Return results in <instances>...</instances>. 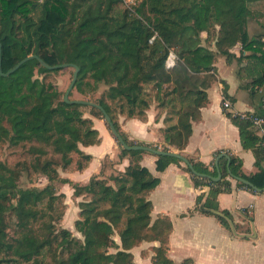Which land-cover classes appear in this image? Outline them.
Listing matches in <instances>:
<instances>
[{
    "label": "trees",
    "instance_id": "1",
    "mask_svg": "<svg viewBox=\"0 0 264 264\" xmlns=\"http://www.w3.org/2000/svg\"><path fill=\"white\" fill-rule=\"evenodd\" d=\"M122 1L0 0L2 73L28 56L48 66H75L78 73L69 101L101 107L129 147L173 149L180 156L192 124L200 120V109L208 103L206 90L215 81L211 72L216 70L217 56L237 62L236 75L246 78L243 86L250 95L263 91L260 112L264 35L251 37L248 21L255 16L250 5L264 0H137L133 11L121 9ZM235 45L239 46L237 55L232 52ZM169 52L177 58L171 69L165 66ZM71 66L47 70L32 59L12 74L0 76V143L32 157L14 167L0 163V264H134L131 250L142 243H157L151 264H174L167 257L170 219L150 217L147 195L159 179L140 165L142 156L149 153L124 150L110 134L118 148V161L129 160L123 172L104 176L101 171L85 185L60 177L59 171H81L91 160L80 147L100 142L92 119L103 121L110 133L98 108L65 103L67 89L62 91L47 81L49 75L64 69H70L73 76ZM100 86L105 92L93 99ZM73 93L81 98L73 99ZM149 110L156 112L157 120L164 116L169 124L159 131L161 147L130 140L119 124L121 117L143 120ZM227 116L238 129L241 146L255 158V173L245 175L242 161L230 154L228 159L221 157L217 166L183 156L196 174L176 158L154 156L157 172L174 164L189 175L195 188L207 187L206 195L196 197L195 209L215 216L232 233V217L219 210L217 197L231 192L232 181L235 189L264 192V146L248 122ZM220 154L214 153L213 160ZM29 172L45 177L46 184L19 187L21 174ZM218 172L220 180L213 182ZM62 185L71 187L73 199H81L73 222L80 238L56 228L66 210L65 196L59 193ZM58 205L61 215L54 218ZM7 216L14 223L13 236Z\"/></svg>",
    "mask_w": 264,
    "mask_h": 264
},
{
    "label": "crops",
    "instance_id": "2",
    "mask_svg": "<svg viewBox=\"0 0 264 264\" xmlns=\"http://www.w3.org/2000/svg\"><path fill=\"white\" fill-rule=\"evenodd\" d=\"M241 65L245 66V62ZM215 69V72H211L215 81L206 90L208 103L200 109V120L192 124L191 136L182 154L206 166L215 162L214 153L230 154L242 161L241 170L245 175L253 174L256 172L255 158L251 150L241 146L238 129L223 110L221 98L225 94L224 98L231 103L232 108L240 112H258L260 98L257 94L250 95L249 90L244 88L246 78L239 79L236 72L233 76L217 64ZM92 121L100 142L94 146L80 147L91 160L81 171H59L61 178L74 184L85 185L101 171L104 176L123 172L129 165L128 159L118 161L117 145L104 122L98 119ZM119 124L130 140L160 147L162 139L159 131L168 127L164 116L156 119L154 110L147 111L143 120L123 119ZM171 151L176 152L173 149ZM155 160L153 154H144L140 165L159 179V185L147 195V200L152 205V220L158 215H165L171 221L167 257L174 264H180L185 259H190L192 264H264V192L235 189V182L232 181L231 192L218 195L219 210L227 211L232 217L235 232L231 233L223 228L215 216L201 214L195 209L196 197L206 195L207 187L195 188L189 175L174 164H170L163 172H157ZM41 179L46 181L45 177ZM59 193L65 196L64 216L71 213V218H77L78 208L75 204L81 199H73V190L69 185H62ZM156 246L157 243H142L133 248L131 254L134 264H151L152 249Z\"/></svg>",
    "mask_w": 264,
    "mask_h": 264
},
{
    "label": "rangeland",
    "instance_id": "3",
    "mask_svg": "<svg viewBox=\"0 0 264 264\" xmlns=\"http://www.w3.org/2000/svg\"><path fill=\"white\" fill-rule=\"evenodd\" d=\"M139 2L136 0H124L121 3V6H119L121 9L126 8L129 10H132L138 6ZM251 11L254 12V17L249 18L248 21V32L249 35L252 36H257V35H264V1L255 4V5H250ZM203 36V35H202ZM210 49H212V45L208 46ZM239 46L235 45L232 48V52L235 53L236 55L238 54ZM232 60L228 64L227 60L224 57L217 56L216 57V62L220 68H225L224 71L231 72V74L234 76L236 70L238 69L237 63ZM246 63V62H245ZM72 76V71L70 69H64L62 71H59L56 74H51L48 76L47 81L53 82L60 90L65 91L70 83V79ZM106 88L103 86H100L98 91L94 94L93 99L99 98L103 92H105ZM146 90L150 91V87H147ZM263 90V89H262ZM262 92L260 91L257 94V97L262 98ZM242 95H245L242 91H240ZM150 94H152L150 92ZM73 99H80L81 96H79L77 93L72 94ZM110 104V102H109ZM155 107V105H153ZM118 111V110H117ZM115 111V114L117 113ZM87 113V111H85ZM85 116H89L88 114H85ZM124 118L121 117L119 121L123 120ZM169 126V124H168ZM23 160L29 162L32 160V157L30 156H24L22 155V150H19V148L15 147H9L7 143H0V163H4L8 165L9 167H14L18 162H22ZM110 174V173H109ZM42 177H35L32 172L29 173H22L21 177L19 179V187L21 188H27V187H40L45 184V180L41 179ZM66 205V204H65ZM76 205V204H75ZM61 215V206L58 205L56 211L53 214V217L56 218L57 216L60 217ZM71 213L68 215L65 214L62 217L61 224L57 226L56 228H65L69 230L73 236L80 238V235L75 231L73 227V221L76 219V216L74 218H71ZM7 220L10 224L9 228V234L10 236L14 235V223L11 220L10 216H7ZM115 240L118 241V238L115 237ZM109 252H113V250H109Z\"/></svg>",
    "mask_w": 264,
    "mask_h": 264
},
{
    "label": "water",
    "instance_id": "4",
    "mask_svg": "<svg viewBox=\"0 0 264 264\" xmlns=\"http://www.w3.org/2000/svg\"><path fill=\"white\" fill-rule=\"evenodd\" d=\"M32 59H36L39 64L41 66H43L45 69L47 70H55V69H61V68H66L68 66H71V65H67V64H64V65H59V66H48L46 65L45 63H43L38 57L36 56H28L26 58H24L23 60H21L12 70H10L8 73L6 74H3L2 71H1V61H0V76H3V77H6L10 74H12L14 71H16L21 65H23L24 63H26L27 61H30ZM74 68V73H73V76H72V80L63 96V101L65 103H68V104H77V105H87V106H94L96 108H98L103 116H104V121L105 123L108 125L109 127V130H110V134L117 140V142L119 143V145L124 149V150H129V151H144V152H147V153H150V154H153V155H156V156H166V157H172V158H176L178 160H180L185 166H187L189 168V170L191 171L192 174H196V172L194 171L192 165L188 162V160L183 157V156H180L178 155L176 152H163L161 150H154L152 148H149V147H144V146H132V147H129L125 144V142L123 141V139L121 138V136L119 135V133L117 132V130L115 129V126L114 124L112 123L110 117L105 113V111L97 106V105H93L89 102H84V101H79V100H75V101H69L68 100V96L74 86V83H75V80H76V77H77V73H78V68L75 67V66H71ZM221 157H224L226 159H228V156L225 155V154H222V155H219L216 160H215V165L217 166V163H218V160L219 158ZM220 180V174L218 172V175L216 178H213L212 181L213 182H217ZM240 183L248 186L249 188L251 189H255L254 186L252 184H250L249 182L245 181V180H242V179H237ZM256 190V189H255ZM258 192V191H257Z\"/></svg>",
    "mask_w": 264,
    "mask_h": 264
},
{
    "label": "built area",
    "instance_id": "5",
    "mask_svg": "<svg viewBox=\"0 0 264 264\" xmlns=\"http://www.w3.org/2000/svg\"><path fill=\"white\" fill-rule=\"evenodd\" d=\"M176 59L177 58L175 54L173 52H169L165 62L166 68L171 69L175 64ZM221 105L225 113L228 114L231 118L248 122L251 129L264 146V105L261 107L260 112H240L234 110L231 103L223 96L221 98Z\"/></svg>",
    "mask_w": 264,
    "mask_h": 264
}]
</instances>
